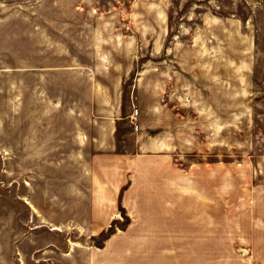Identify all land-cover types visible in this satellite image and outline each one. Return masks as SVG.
I'll return each mask as SVG.
<instances>
[{"label":"rangeland","instance_id":"374dc122","mask_svg":"<svg viewBox=\"0 0 264 264\" xmlns=\"http://www.w3.org/2000/svg\"><path fill=\"white\" fill-rule=\"evenodd\" d=\"M99 102L120 150L188 180L187 250L150 264H264V0H0V264H29L21 181L69 163L21 154L23 128Z\"/></svg>","mask_w":264,"mask_h":264},{"label":"crops","instance_id":"0c3cea01","mask_svg":"<svg viewBox=\"0 0 264 264\" xmlns=\"http://www.w3.org/2000/svg\"><path fill=\"white\" fill-rule=\"evenodd\" d=\"M106 104L79 117L75 108L36 117L21 132V154L69 157L66 166L48 164L51 180L21 181L37 225L19 240L21 251L32 250L29 264H150L154 252L187 250L186 175L168 154L120 150L122 105Z\"/></svg>","mask_w":264,"mask_h":264},{"label":"built area","instance_id":"2783aa9c","mask_svg":"<svg viewBox=\"0 0 264 264\" xmlns=\"http://www.w3.org/2000/svg\"><path fill=\"white\" fill-rule=\"evenodd\" d=\"M139 112V109L138 108H136L135 109V114H137Z\"/></svg>","mask_w":264,"mask_h":264}]
</instances>
